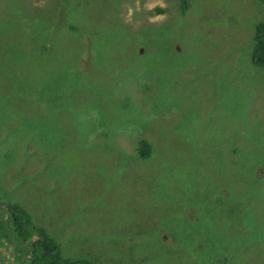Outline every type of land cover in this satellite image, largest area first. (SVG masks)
<instances>
[{
  "label": "rangeland",
  "instance_id": "1",
  "mask_svg": "<svg viewBox=\"0 0 264 264\" xmlns=\"http://www.w3.org/2000/svg\"><path fill=\"white\" fill-rule=\"evenodd\" d=\"M186 1L0 0V212L67 257L264 264V2Z\"/></svg>",
  "mask_w": 264,
  "mask_h": 264
},
{
  "label": "trees",
  "instance_id": "2",
  "mask_svg": "<svg viewBox=\"0 0 264 264\" xmlns=\"http://www.w3.org/2000/svg\"><path fill=\"white\" fill-rule=\"evenodd\" d=\"M182 3V7L186 8L187 1L182 0ZM254 41L252 61L264 67V19L256 25ZM138 153L145 159L151 156L152 147L147 139L139 141ZM4 205L0 212V232L7 231V228L11 230L8 237L20 249L28 264H97L86 257L65 256L57 240L44 227L35 224L24 207L17 203Z\"/></svg>",
  "mask_w": 264,
  "mask_h": 264
}]
</instances>
